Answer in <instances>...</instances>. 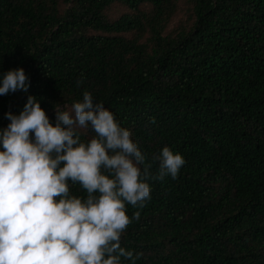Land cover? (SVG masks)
Here are the masks:
<instances>
[{
    "label": "trees",
    "instance_id": "obj_1",
    "mask_svg": "<svg viewBox=\"0 0 264 264\" xmlns=\"http://www.w3.org/2000/svg\"><path fill=\"white\" fill-rule=\"evenodd\" d=\"M19 68L30 88L0 96V129L30 95L55 125L88 91L153 175L164 147L185 158L127 206L135 264H264V0H0V81Z\"/></svg>",
    "mask_w": 264,
    "mask_h": 264
},
{
    "label": "clouds",
    "instance_id": "obj_2",
    "mask_svg": "<svg viewBox=\"0 0 264 264\" xmlns=\"http://www.w3.org/2000/svg\"><path fill=\"white\" fill-rule=\"evenodd\" d=\"M0 85V96L27 93L30 81L19 68ZM55 111L53 125L30 95L0 129V264H135L139 254L121 240L140 212L129 217L127 206L144 207L148 180L177 179L185 158L164 147L153 175L131 131L88 91L71 112ZM89 128L95 136L82 142L78 129ZM70 182L86 196L72 195Z\"/></svg>",
    "mask_w": 264,
    "mask_h": 264
},
{
    "label": "rangeland",
    "instance_id": "obj_3",
    "mask_svg": "<svg viewBox=\"0 0 264 264\" xmlns=\"http://www.w3.org/2000/svg\"><path fill=\"white\" fill-rule=\"evenodd\" d=\"M188 17L186 15H184L182 12L177 16L176 20H175V25H177L179 22H185L187 21ZM65 110L68 111H72V108L69 106H66Z\"/></svg>",
    "mask_w": 264,
    "mask_h": 264
}]
</instances>
